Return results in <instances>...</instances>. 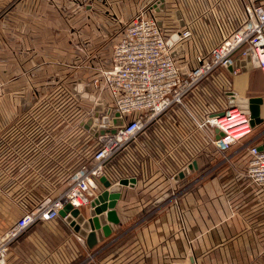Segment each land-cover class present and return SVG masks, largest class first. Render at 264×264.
I'll list each match as a JSON object with an SVG mask.
<instances>
[{
  "label": "crops",
  "instance_id": "crops-1",
  "mask_svg": "<svg viewBox=\"0 0 264 264\" xmlns=\"http://www.w3.org/2000/svg\"><path fill=\"white\" fill-rule=\"evenodd\" d=\"M6 1L0 0V6ZM52 1L10 0L5 7V11L13 7L26 11L31 18L29 33L35 36L38 32L37 39L28 38L33 68L38 62L49 63V57L39 58L34 53L36 48L49 45L51 12L57 10ZM146 1L92 0L86 10L116 26L128 23ZM157 1L153 0L152 9L167 37L178 34L172 51L180 64L190 67L196 64L197 55L207 58L211 49L247 18V0H164L165 8L160 5L158 10ZM57 2L62 6L65 1ZM36 16L42 18V24L39 19L36 23ZM185 29L191 31L190 36H180ZM243 60L236 62V72L230 68L215 71L187 95L184 103L170 107L106 163L105 173L112 184L122 179L133 182L122 185L114 207L116 221H107L108 235L97 236V243L90 247L87 238L75 230L87 256L67 244L62 248L63 264L78 257H83L80 264H87L89 258V264H171L186 260L198 264H264V185L253 183L245 175L250 146L264 148V101L260 106L262 122L227 150L213 143L218 137L213 128L200 125L208 115L231 107L228 91L264 99V73L249 63L243 68ZM42 78H46L44 73ZM91 86L90 93L103 99L104 108L112 102L107 88ZM104 123L94 118L92 136L83 142V130L76 126L71 131H55L59 126L54 129L44 121L0 120V174L8 159L14 168L7 185L10 198L20 200L17 206L26 209L36 207L46 196L61 193L75 171L94 163L93 146ZM68 159L74 162L68 164ZM194 162V169L189 170ZM186 170L183 177L178 176ZM99 183L97 194L105 190L102 181ZM3 206L0 201V218ZM32 237L39 238L36 231L28 238ZM28 240L21 239L12 247L7 264H52L48 248L42 249L43 258L35 263L32 249L22 247Z\"/></svg>",
  "mask_w": 264,
  "mask_h": 264
},
{
  "label": "built area",
  "instance_id": "built-area-1",
  "mask_svg": "<svg viewBox=\"0 0 264 264\" xmlns=\"http://www.w3.org/2000/svg\"><path fill=\"white\" fill-rule=\"evenodd\" d=\"M246 13V20L216 44L207 58L197 55L192 67L178 62L168 45L171 37H167L154 11L138 14L127 25L124 35L113 46L111 64L91 82L96 88H107L112 98V102L104 99L106 107L96 111L94 116L100 122L101 113L102 120L109 119L99 128L94 163L79 168L68 178L61 193L46 197L0 232V264H7L12 245L30 226L59 217L67 203L76 208L88 206L97 195L100 178L106 175V163L170 107L184 103L187 95L215 71L233 67L236 72V62L244 59L264 73V2H249ZM190 35L189 29L180 32L182 37ZM116 118L123 122L115 124ZM200 125L222 133L212 139L222 150L231 148L253 130L250 115L239 106L210 114ZM249 153L245 175L253 183L264 185V148L252 145ZM171 264L198 262L186 260Z\"/></svg>",
  "mask_w": 264,
  "mask_h": 264
},
{
  "label": "rangeland",
  "instance_id": "rangeland-1",
  "mask_svg": "<svg viewBox=\"0 0 264 264\" xmlns=\"http://www.w3.org/2000/svg\"><path fill=\"white\" fill-rule=\"evenodd\" d=\"M64 1L62 6L61 2L52 1L57 10L51 12L49 45L45 49L36 48L34 53L39 58L49 57V63L44 65L38 62L34 68L31 62L32 52L28 48L30 46L28 38L31 35L28 24L31 18L27 16L26 11H19L16 7L5 11L10 0L0 6L4 8L3 15L0 14V120L44 121L50 127L55 126L54 129L59 126L55 131H71L76 126L82 128L81 139L85 142L92 136L94 116L99 109H96L97 98L92 100L90 96H85L84 90L79 91V85L82 84L83 87L89 85L92 91L91 81L103 68L111 64L113 46L122 31L138 14L152 12L153 0H147L146 6H141L139 12L131 16L128 23L116 26L105 21V18H100L97 14L93 15L90 10H86V5H91L92 0ZM249 2L257 3L264 0H247L246 3ZM35 18L36 23H39V19L42 24L41 17ZM110 19L115 23L114 18ZM34 33L35 36L31 35V38L37 39L38 32ZM34 41L35 44L41 43ZM43 73L46 78H42ZM102 119L101 113L99 120ZM98 146L99 140L93 146V151ZM67 162L73 163L74 159H68ZM2 169L0 201L4 208L0 218V232L5 231L15 219L32 209H23L17 206L20 200L15 201L10 198L11 194L7 185L14 176L10 175L14 169L10 159L3 164ZM34 231L39 238H28ZM26 238L29 240L23 243L22 247L32 249L35 263H39L43 258L42 249L48 248L52 264H63L65 260L61 261V259L65 257L62 255V248L67 244L72 249L82 250L83 257L87 256L75 228L60 216L30 226L12 247ZM36 249L40 251L34 252ZM44 253L46 257L45 250ZM83 257L66 263L80 264ZM55 258H57L56 263ZM89 259L87 264L90 262Z\"/></svg>",
  "mask_w": 264,
  "mask_h": 264
},
{
  "label": "water",
  "instance_id": "water-1",
  "mask_svg": "<svg viewBox=\"0 0 264 264\" xmlns=\"http://www.w3.org/2000/svg\"><path fill=\"white\" fill-rule=\"evenodd\" d=\"M164 0H159L155 7L158 9L165 8L163 4ZM161 7L159 8V6ZM159 24H162V21H159ZM178 39V34H174L172 38L168 41V45L172 46L173 42ZM180 49V47H179ZM175 55V53L173 52ZM247 60L242 61V67L245 68ZM233 71V67H230ZM84 90L85 96H90L92 100L96 99V96L90 93V86L87 85L83 87L82 84L79 85V91L82 92ZM227 95L229 97L231 107L239 106L245 113L250 115L252 126H256L260 122H262L260 106L264 101L263 97H246L240 96L235 91H228ZM98 103L96 105V109H102L103 102H101V98H98ZM109 119L107 117L104 118V122H107ZM123 122L122 119L116 118L115 124H121ZM222 133H218V137H220ZM194 165L196 163H192L189 165L188 169L193 170ZM188 170L180 172L179 177H183ZM177 176V177H178ZM102 181L105 190L101 193L97 194L90 202L88 206H84L81 208L73 207L70 203H67L64 208L61 210L60 214L66 218V220L75 228V230L79 231L81 235L87 238V242L90 247L97 243L98 237H102L103 235H108L110 231V227L107 224V221H116L115 219V204L116 200L120 197V191L122 189V185L129 184L133 182L129 179H122L116 184H112V182L107 178L106 175L100 178ZM89 207V209L87 208ZM88 214V216H87Z\"/></svg>",
  "mask_w": 264,
  "mask_h": 264
}]
</instances>
